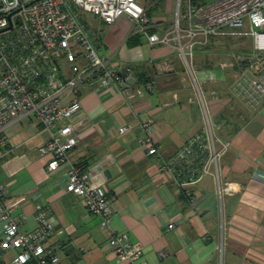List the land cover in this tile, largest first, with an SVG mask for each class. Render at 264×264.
Listing matches in <instances>:
<instances>
[{"label": "crops", "instance_id": "crops-1", "mask_svg": "<svg viewBox=\"0 0 264 264\" xmlns=\"http://www.w3.org/2000/svg\"><path fill=\"white\" fill-rule=\"evenodd\" d=\"M167 2L149 16L160 35L169 30L173 6ZM95 18L99 25L90 39L116 64L130 66L132 80L109 90L80 88V110L70 121L81 140L69 162L80 164L90 173V186L111 199L108 226L102 228V217L66 191L67 165L47 171L51 155L40 154L38 147L49 133L30 116L6 129L13 151L0 163V183L8 198L19 202L15 214L23 215L19 230L36 228L35 210L42 203L54 221L46 245L57 246V264H126L107 245L113 233H125L138 244L140 262L146 264H264V101L246 92L249 78L264 79V66L251 71L223 50L235 39L250 38L214 37L194 53L215 134L229 143L219 172L221 188L231 191L218 194L215 178L207 175L190 187L196 200L191 203L175 177L159 170L203 129L190 75L174 47L151 46L144 35H135L130 45L136 33L128 17L109 25ZM150 81L153 86L146 90ZM145 122L153 126L157 151L152 155L139 143L146 137ZM121 127L127 130L120 133ZM16 254L0 249V264H11Z\"/></svg>", "mask_w": 264, "mask_h": 264}, {"label": "built area", "instance_id": "built-area-1", "mask_svg": "<svg viewBox=\"0 0 264 264\" xmlns=\"http://www.w3.org/2000/svg\"><path fill=\"white\" fill-rule=\"evenodd\" d=\"M148 9L141 0H0V163L13 151L6 129L33 117L49 133L38 147L40 154L51 155L47 171L68 166L66 191L82 198L88 212L102 217V228L108 226L112 202L100 189L90 186L89 172L69 162L70 151L81 140V133L70 120L80 110L82 86L109 90L128 84L132 69L100 54L90 39L83 13L108 25L121 16L128 17L134 23V33L144 35L151 46L174 47L185 65L202 109L203 129L164 161L159 170L175 177L191 203L196 200L190 187L207 175L215 178L218 194L231 191L227 186L221 188L219 172L220 159L229 143L215 134L206 95L192 66L195 50L214 37H247L253 42V50L233 54L235 64L247 62L251 71L264 66L260 55L264 52V0H175L171 28L161 35L150 33L154 23ZM247 84L246 92L264 101V79L249 78ZM152 86L150 81L144 87L151 90ZM137 95L141 97L143 93L137 91ZM142 128L146 137L139 143L147 155H152L157 151L151 137L153 126L145 122ZM126 130L121 127L119 132ZM18 206V200L9 199L7 186L0 183V249L17 251L11 264H57V246L46 245L54 231L50 209L39 203L36 228L21 232L23 215L15 214ZM173 227L168 225L169 229ZM107 245L126 264H146L140 262L141 247L125 233H113Z\"/></svg>", "mask_w": 264, "mask_h": 264}, {"label": "rangeland", "instance_id": "rangeland-1", "mask_svg": "<svg viewBox=\"0 0 264 264\" xmlns=\"http://www.w3.org/2000/svg\"><path fill=\"white\" fill-rule=\"evenodd\" d=\"M142 1V4H144L145 6H147L149 8V13L150 15H153V13H160V10H161V6L162 5H165L166 3V0H141ZM162 1V2H161ZM172 1V2H171ZM174 1L175 0H168V2H171V5L173 6L172 10H171V13H170V16L168 17V27L167 28H171V25H172V22H173V16H174ZM161 2V3H160ZM167 2V3H168ZM83 20L88 24V27H89V31L91 32L93 26L96 27L98 26V22H97V19L95 17H93L91 14L89 13H83ZM240 38H243V37H240ZM232 44L231 47H229L228 49H224V51H229L228 53H231V54H241V53H250L252 50H253V42L251 39H247L245 41H237L236 39ZM242 42V43H241ZM201 47L197 48L195 50V52L200 49ZM101 55H104V56H107L106 54H103L100 52ZM262 54V57H264V52H260V55ZM194 58V57H193ZM245 65L248 66V63L247 62H244ZM192 66L193 68L195 69V63L194 61L192 62ZM184 70H186L187 72V69L185 68V65H184ZM188 73V72H187Z\"/></svg>", "mask_w": 264, "mask_h": 264}, {"label": "trees", "instance_id": "trees-1", "mask_svg": "<svg viewBox=\"0 0 264 264\" xmlns=\"http://www.w3.org/2000/svg\"><path fill=\"white\" fill-rule=\"evenodd\" d=\"M147 14H148V16H150V13H149V9H148V12H147ZM150 33H154V30L152 29V30H150ZM135 35H140V36H143L142 34H132V36L129 38V40H128V43L131 45L132 44V42H134V36Z\"/></svg>", "mask_w": 264, "mask_h": 264}]
</instances>
